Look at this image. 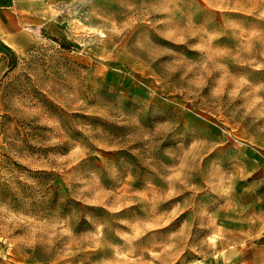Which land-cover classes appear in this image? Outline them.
Returning <instances> with one entry per match:
<instances>
[{
    "label": "rangeland",
    "instance_id": "rangeland-1",
    "mask_svg": "<svg viewBox=\"0 0 264 264\" xmlns=\"http://www.w3.org/2000/svg\"><path fill=\"white\" fill-rule=\"evenodd\" d=\"M246 7L69 0L0 56V264H264Z\"/></svg>",
    "mask_w": 264,
    "mask_h": 264
},
{
    "label": "crops",
    "instance_id": "crops-1",
    "mask_svg": "<svg viewBox=\"0 0 264 264\" xmlns=\"http://www.w3.org/2000/svg\"><path fill=\"white\" fill-rule=\"evenodd\" d=\"M69 0H0V56L23 50L34 38L31 29H40L51 20V12ZM71 1V0H70ZM211 4L216 0H209ZM243 10H261L264 0H240ZM32 32V33H31Z\"/></svg>",
    "mask_w": 264,
    "mask_h": 264
}]
</instances>
